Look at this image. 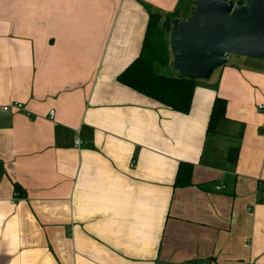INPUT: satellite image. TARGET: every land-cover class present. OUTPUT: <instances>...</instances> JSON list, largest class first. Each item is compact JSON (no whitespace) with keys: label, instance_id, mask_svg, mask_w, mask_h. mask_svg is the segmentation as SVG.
Wrapping results in <instances>:
<instances>
[{"label":"crops","instance_id":"obj_1","mask_svg":"<svg viewBox=\"0 0 264 264\" xmlns=\"http://www.w3.org/2000/svg\"><path fill=\"white\" fill-rule=\"evenodd\" d=\"M180 4L0 0V264H264V71L225 64L185 113L116 80Z\"/></svg>","mask_w":264,"mask_h":264},{"label":"water","instance_id":"obj_2","mask_svg":"<svg viewBox=\"0 0 264 264\" xmlns=\"http://www.w3.org/2000/svg\"><path fill=\"white\" fill-rule=\"evenodd\" d=\"M187 17L167 21L171 66L177 76L206 81L227 55L264 58V0H192Z\"/></svg>","mask_w":264,"mask_h":264},{"label":"trees","instance_id":"obj_3","mask_svg":"<svg viewBox=\"0 0 264 264\" xmlns=\"http://www.w3.org/2000/svg\"><path fill=\"white\" fill-rule=\"evenodd\" d=\"M186 1L191 4L190 14L193 3L192 0ZM235 2L241 4L243 0H236ZM175 15L183 17L178 8L170 14L148 13L139 53L116 76V80L164 106L185 113L189 111L192 95L199 80L191 76L179 77L177 73H160L162 69L171 66V56L167 44L169 31L167 21ZM225 105L224 99L219 97L215 99L208 119L207 132L215 131L218 123L225 119ZM237 155V147L229 148L227 156L229 161H236ZM191 174L192 165L181 162L176 171L174 185L186 186L191 184Z\"/></svg>","mask_w":264,"mask_h":264},{"label":"rangeland","instance_id":"obj_4","mask_svg":"<svg viewBox=\"0 0 264 264\" xmlns=\"http://www.w3.org/2000/svg\"><path fill=\"white\" fill-rule=\"evenodd\" d=\"M233 1H234V3H236L235 2L236 0H233ZM185 3L187 4V7L188 8H187V10H185V9H182L181 10V15L183 17H187L189 15V9L191 7L190 2H187L186 0H182L180 6H183ZM242 60H244V61H243V63H240V66H239V62H241ZM244 62H247L248 64H245ZM225 64L228 65V66H230V67H235V68L236 67L239 68V67H243V66H246V67L247 66H253V68H258L259 71H260V69L262 71H264V58L261 59V60H253V59H246V58L239 57V56H235V55H227L226 56V63ZM224 65H222L221 67H223ZM221 67H219L218 69H216L212 73V75L210 77V80H213V78L215 77V75H217L219 73ZM160 73H163V74H175L177 72H176V70L173 69L172 66H169V67H166V68L162 69L160 71Z\"/></svg>","mask_w":264,"mask_h":264},{"label":"built area","instance_id":"obj_5","mask_svg":"<svg viewBox=\"0 0 264 264\" xmlns=\"http://www.w3.org/2000/svg\"><path fill=\"white\" fill-rule=\"evenodd\" d=\"M13 106L14 107H16L17 109H21L22 108V105H21V103H17V102H14L13 103ZM9 107V105H5V106H3L2 108L4 109V110H6L7 108ZM52 111H50V115L52 116ZM75 143L76 144H80V139H75ZM201 264H205L204 262H202Z\"/></svg>","mask_w":264,"mask_h":264}]
</instances>
